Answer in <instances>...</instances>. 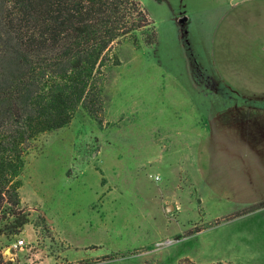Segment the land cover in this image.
<instances>
[{"label":"rangeland","instance_id":"1","mask_svg":"<svg viewBox=\"0 0 264 264\" xmlns=\"http://www.w3.org/2000/svg\"><path fill=\"white\" fill-rule=\"evenodd\" d=\"M137 1L155 41L142 29L115 43L93 113L79 107L30 143L28 221L0 250L13 264H264V186L200 177L192 148L194 77L208 81L230 0Z\"/></svg>","mask_w":264,"mask_h":264},{"label":"trees","instance_id":"2","mask_svg":"<svg viewBox=\"0 0 264 264\" xmlns=\"http://www.w3.org/2000/svg\"><path fill=\"white\" fill-rule=\"evenodd\" d=\"M155 30L137 0H0V236L27 223L19 178L30 143L90 114L113 45ZM0 264L5 260L0 250Z\"/></svg>","mask_w":264,"mask_h":264},{"label":"crops","instance_id":"3","mask_svg":"<svg viewBox=\"0 0 264 264\" xmlns=\"http://www.w3.org/2000/svg\"><path fill=\"white\" fill-rule=\"evenodd\" d=\"M178 22L185 25L187 18ZM208 60V81H193L199 99L192 106L200 116L192 148L205 156L200 177L264 186V0H230Z\"/></svg>","mask_w":264,"mask_h":264},{"label":"built area","instance_id":"4","mask_svg":"<svg viewBox=\"0 0 264 264\" xmlns=\"http://www.w3.org/2000/svg\"><path fill=\"white\" fill-rule=\"evenodd\" d=\"M155 179H157V177ZM22 243H23V240H18L17 242L18 245H22Z\"/></svg>","mask_w":264,"mask_h":264},{"label":"water","instance_id":"5","mask_svg":"<svg viewBox=\"0 0 264 264\" xmlns=\"http://www.w3.org/2000/svg\"><path fill=\"white\" fill-rule=\"evenodd\" d=\"M184 18H182V20H183Z\"/></svg>","mask_w":264,"mask_h":264}]
</instances>
